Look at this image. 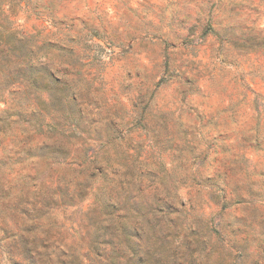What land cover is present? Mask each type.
<instances>
[{"label":"clouds","instance_id":"clouds-1","mask_svg":"<svg viewBox=\"0 0 264 264\" xmlns=\"http://www.w3.org/2000/svg\"><path fill=\"white\" fill-rule=\"evenodd\" d=\"M0 264H264V0H0Z\"/></svg>","mask_w":264,"mask_h":264}]
</instances>
